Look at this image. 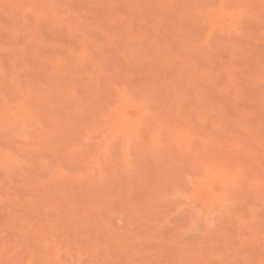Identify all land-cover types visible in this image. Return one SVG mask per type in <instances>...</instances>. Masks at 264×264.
Wrapping results in <instances>:
<instances>
[{
	"label": "rangeland",
	"instance_id": "rangeland-1",
	"mask_svg": "<svg viewBox=\"0 0 264 264\" xmlns=\"http://www.w3.org/2000/svg\"><path fill=\"white\" fill-rule=\"evenodd\" d=\"M0 264H264V0H0Z\"/></svg>",
	"mask_w": 264,
	"mask_h": 264
}]
</instances>
